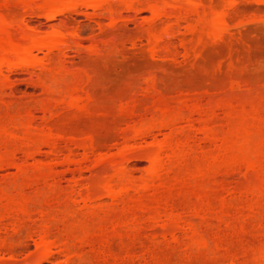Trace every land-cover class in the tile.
Here are the masks:
<instances>
[{
  "label": "rangeland",
  "instance_id": "rangeland-1",
  "mask_svg": "<svg viewBox=\"0 0 264 264\" xmlns=\"http://www.w3.org/2000/svg\"><path fill=\"white\" fill-rule=\"evenodd\" d=\"M40 1L42 2V0H37V3L36 2L35 3L38 4V2L40 3ZM116 1L114 0V3ZM140 1L141 0H139V2ZM238 1L241 2V4L238 3ZM135 2L136 0L133 1V3ZM116 3L117 5H119L118 1ZM141 3H139V5ZM237 3H238L237 6L239 8L238 7L236 8V6L235 8L237 9L236 11H238L237 14L239 13L238 14L239 17L235 16L236 13L234 11L230 12L229 10L230 14L234 13L233 15L235 17L233 16L234 17L233 21L236 18L237 19L234 21L235 23H233L231 19V24L229 25L232 27L228 25L229 26V28L227 29L228 32L226 31V29L224 30L226 32H223V33L221 32L223 36L222 35L220 36L222 38L224 37L227 38V39L225 38L221 39L224 42L223 41L220 42L219 41L220 39H218V37L213 38L214 40L218 39L216 41V43L218 44L211 43L212 42L211 37H210L211 38L210 42L206 39H205L206 41L204 42L202 39H201V42H197L195 40L196 43H193V44L199 43L198 48L200 49L199 50L195 48L196 49L195 50L194 47L196 45L193 47L190 43L192 40L191 38L193 37H189V34L185 32V29L183 27L185 26L184 25L185 23L182 24L183 22H181L180 26L177 29L176 34L179 33V35H177L178 37L181 36L182 34L183 35L186 34L184 35V37L182 36V39L184 40L187 37L188 40L186 39V44L184 45L186 47L187 46L189 47V44L187 43H190L191 45L189 48L190 51L188 52V48L186 50L184 49V47L183 49L180 48L182 46H180V43L178 42L180 41L181 37L178 38L176 35H174L173 36L174 39L172 38V36L167 38V40L171 39L170 41L169 40L168 41L171 42L172 44H170L169 42L168 43L171 48L170 53L172 51V53L174 54L171 53V56L167 55L168 57H166L164 51L161 52L162 50L160 51L158 49L160 54L157 51L156 54L158 55L154 53L152 55V58H150L151 55L148 54L147 52L146 46L148 45L145 40L146 38L144 39L143 38L144 36H141V35H144L145 33L142 34L143 33L142 31L140 35L141 26L144 25L145 27L147 23L149 25L148 20L151 21V15H150L151 13L149 14L146 9H145L146 11L141 10V8L143 7H139L140 9H137V11H131L132 12L131 13L130 10L129 11L126 10L127 12L121 11L122 8L121 10H119L120 8L118 7H122L120 5L116 6L117 15L118 14L119 15L115 16L117 18L115 22H114V18L113 20H111V18L109 19L106 17V12L103 11L104 9L102 10V8L100 9L103 11V13L102 11H100L101 13L100 14L99 12H97V9L94 12V10L90 8H84L82 6L78 8V6H76L77 7L75 8L76 10L64 12L63 14L56 16L52 20H48L47 18H45V14H42L40 10H35V8L33 10V8L30 7L32 8L33 11L31 10L30 12H28L29 11L28 7L26 8L28 9V11L23 10L25 7L22 9L19 6L20 7L19 8L17 3H16L17 4L16 8L13 6L15 8V11H13L14 10L13 8V10L10 9L12 12H8L9 7H7L8 10L5 8L7 11L4 10L3 14L6 15L8 13L9 16L7 14L6 17L8 16V19L10 20L12 17H16L18 14H20L17 16L18 18L16 17L18 20L16 19L14 20V22L15 21L18 22L19 16H23L22 17L23 22L19 23L20 24L19 26L21 28L20 32L22 33L24 31L29 32L30 31L29 27H30L31 29H35L39 33L46 34L51 31L52 27L63 26V27H66V30L68 31L71 30L72 32L73 30V32L78 33L77 35L79 36V38L78 37L76 38L77 35L74 37L77 41L78 39H79V42L81 41L80 45L82 44V46L74 47L73 44L71 45V42L70 43L68 42L70 46L68 45V43L65 46H62V47H66V46L67 47L63 48V51H62L63 54L61 53L63 57L59 55L60 56L59 58L62 61L61 62L62 64H60V62L58 61L59 64L57 65L61 66V71L62 70L63 71L61 72L60 69H58V67L56 66L58 69V72H60L58 74L59 76L57 77L54 76L57 74H54V75L52 74L50 76L49 69L52 68L51 59L56 60L55 58H57V60H59L57 57L58 55H55L56 57L52 55L53 58L50 57V61H49L48 59L49 57L48 58L45 57V53H44L45 51L34 52V56L32 57L33 65H31V67H27V71L24 69L21 71L19 70V72L17 71V73L11 72L12 74H9L8 72L9 74V75L7 74L8 81L7 80L6 81L8 82L9 86L5 81L6 76H4L5 79L0 76V78L4 80V82L2 83L0 82V85H1L0 86V125H4L6 126V128H8V130H12L13 133L17 134L16 136H19L20 138L22 137V140H20L19 138V140L17 139V141L10 138V140H14V142H10L8 137H6L9 140V142L7 141L6 143L7 149L8 150L15 149L16 151V152L13 151L16 156L15 162L18 164L22 163L21 165H23V167L28 170H31L33 166L39 163L42 165L44 164L46 166L47 164L53 165V162H54L53 160L55 161L57 160L61 162L60 161L62 160L61 156L62 158H64L63 154L59 153L56 159L55 157L52 159L48 151L49 149L46 146L41 145L40 144L41 142L38 139L39 136L42 135L41 133H43V135H47L48 134L47 132L49 129H51L49 130L51 131L50 134L51 133L52 135L57 134L56 136L54 135V137H58V135H61V137H63L65 133L63 140H66V141H63L61 137L58 140L60 142V146L62 147L64 146V144H66L69 147L74 148L75 154H74V157L71 156L70 160L71 159L73 160L74 158L75 160L76 159L78 160V161L76 160L77 162H79L78 165H77V162H73L76 164L72 163V165L71 163L69 165L66 162L67 166H65V164L63 163L65 167L60 164H58L59 166L56 165L57 167L55 166L56 167L55 174H53L51 179L50 178L49 180L47 179L46 183L47 182L51 183V181L53 180L52 184L55 183L57 187L60 186L62 187V189L64 186L66 187V188L64 187L63 189L65 192L62 191L66 194L63 193L61 195L56 194V192H53L55 194H51L47 192L45 190L46 186L45 187L42 186L46 184V183L42 184L43 182H45L43 181L45 179H43L41 182L38 181L39 179H37L38 181V183H36L37 189H36L35 184H34L35 187L34 185H30L31 187L28 188V186H26L27 187L26 188L24 186L25 189L23 187L21 190L13 189V186L10 185V184L13 185V183L10 182L9 184V181L15 178L17 179V177L19 176L17 175L19 173L17 172L16 168L9 167V168L0 170V186H1L0 191L5 190L6 192L3 194H6L7 196V194L10 193L12 197L14 196L16 198V201L18 198L15 195L17 194H18V197H20L19 201L21 198H23L24 195L25 197L26 196L28 198L30 197L29 199L28 198L26 199V201L30 200L28 201L30 202L28 204L30 206L29 208L27 207L29 210L28 211L29 213L27 212L26 213L27 215L24 214L26 216L23 215V218H20V216H18V220L22 219L21 227H20V230H18L19 232L17 231V233H15L14 236L11 235L12 238L6 237L5 235L9 236V233L12 234V229L15 228V226L18 224L16 223L17 221L16 217L15 218L12 216L8 217L11 219L4 218L3 221L0 222V237L11 239V240L8 239L10 242L7 240L8 243H10L11 245V247L10 245L8 246L10 247V249L6 248L7 251H4L3 253L0 254V259L3 260V263L8 261V258L10 255L14 257L15 262L17 264H22L23 261H25V259H28V258L33 259L32 256H34L33 254L35 253L34 251L36 250L34 241L37 242V239H38L37 231H36L37 228L35 229L34 226H36L35 224L38 225L42 221V219H44L45 221L46 219L49 218V216H51L52 219L49 218L46 222L49 221L50 223H52V224H49L50 231L52 232L51 233L52 235L50 238L53 239L54 237H57L58 238V239L56 238L57 241L64 239L65 232L68 235L71 234V232L76 233L77 235H80L82 231L83 232L84 230L89 231L90 229L96 228L97 226L100 227V225L104 227L107 232L108 231L112 232L114 229H115L114 231L118 230L119 232H122L121 230L127 231L132 228L133 229L140 228L139 230L140 236L138 237L137 235L138 239L136 241L138 245L139 243L143 245L142 247H139L136 245L137 247L133 252L137 255L138 261L141 264H143L142 259H145L146 262L148 261L150 264H153L152 262H154L155 264L157 260H159V262H156L157 264H229L230 262L234 264H264V204L259 205V208H254V205L256 204L250 203L251 201H247V197L249 193H247L248 194L247 196L245 194L246 191L248 190L250 191L251 186L253 185L256 186V184L260 183L261 179L264 180V163L263 162H262L263 163L262 166H260L259 168V170H261L260 172H253L251 170L250 172L247 170H243L242 164H240V166H232V165L230 166V164L224 165L223 163H221V165H218L215 163V165L210 167L209 173L206 172L207 174L205 173H204L205 175L203 174L204 176L203 175L202 177L201 175L196 176V177L194 176L196 179L193 178V176L191 177L192 179H195V180H191L189 176H184L183 173L180 174L179 176L180 178H178V181L172 180L168 177L166 182L169 183V185H174L173 190H171V194H172V199L174 198L173 201L175 200L176 201L173 202L174 205H172V209L171 207L167 208L165 209V211L159 212L160 214L159 213L158 214L156 213L143 214L142 212L138 213V211L136 210H134L135 213H133V211L130 212L131 210L127 212L128 210L125 211L127 208L125 206L126 203L123 205L122 203H120L121 205L119 204L121 200H119L117 204H115L116 201L115 203L113 202L114 205H112L111 207L112 199L109 197L110 199L109 200L108 197H106L107 195H105L101 197L102 199L101 203L103 204H101L102 207L100 208H102L101 210H103V212H106L107 210L108 212L110 211L109 214H107L108 213L107 212V213H104L106 214L104 215L100 211L101 213L99 212L96 216L90 215L88 217V215H86L87 211L86 213L84 212L86 208H82L81 198L77 195L80 192V190L84 191V188L88 186L87 183L92 178H93V181H94V178L96 177L97 179L95 180H98L101 177L103 178V176L107 175L109 172H111L108 168L110 167L109 163H107L108 165L104 164L106 167L104 165H99V166L97 165L98 167L95 165L94 161H95L96 156L99 157L98 155L99 153L100 155L104 154V156L108 155L111 157L112 156L116 157L118 151L119 150L122 151L121 148H123L124 143H126L124 147L125 148L124 151H125L127 149L126 147H129L127 146V142L125 141V139H128L130 137V134L133 133V132L131 133V130H130V132L127 131L128 133L126 134L125 130L127 129L129 130V128L131 129V125L137 126V123H139L138 127L141 126L142 124L148 125L150 123L149 120H151V123H152V119L156 118L155 116H157V120H158V118L160 117L159 113L162 110L164 111V109L165 111H167L169 108L173 109V107H177L178 105L183 106L182 105L183 103H186V105L189 104L190 106L191 101L192 103L200 104L201 108L199 107V105H197L198 108H200V110L201 109L205 110L206 108V110H208L207 113L210 112V108H211L212 109L211 112L215 111L213 113L216 114V118L214 119L215 122L211 121L213 123H211L212 125L210 124V126L214 130H217L220 134H227L230 128L233 125L235 126L234 124L235 122L233 123L232 121H230L231 119H229V121L233 123L232 125L228 121V119H226V116L223 114V112L224 113L226 112V111H223V108H226L222 106L224 103L227 104V101H229V104H230L231 102L232 107H234L233 108L234 112H232V115L234 114L236 118L240 117L241 113L243 112V110L241 112L242 104H244V106L247 107V108L244 107L245 109L249 110L251 105H253L255 108V106H257L256 104L258 103V98L259 99L261 98V100L263 99V103L261 102L258 105L260 104L264 105V22H263L264 21V0H242V1L237 0ZM0 4L3 5L2 3ZM120 4L122 5L124 3L122 2ZM137 4L138 3H136L134 6H136ZM10 5L12 7V4ZM39 5H41V3L36 6L34 5V6L38 7ZM115 5L116 4H114L113 6L114 8H115ZM141 5H145V2H143V4ZM124 7L125 6H123V8ZM235 8H232V10H234ZM3 9L0 10V13L3 12ZM25 12H28V13L26 14ZM93 12L95 14L97 12V15H99V18L98 16L93 15ZM133 12L135 16L132 15ZM160 19H163V18H160ZM108 20L114 22L113 25H115V28L112 27V24H111L112 22L110 23V21ZM163 20L165 21L167 19L164 18ZM95 21L98 23L100 21L101 24L99 23L100 24L98 25L99 27L97 26ZM157 21L158 19H156V21L153 19L151 22L157 23ZM160 22L162 23L163 21L162 20L158 21V23ZM144 23H146V25ZM228 23H230V20ZM25 24L27 27H24ZM110 24H111V27L109 26ZM161 26L162 25H160V27ZM144 27L142 26L143 30H144ZM14 31H11L12 37L13 35L15 37V35L17 34L16 32H19V31H15V33H13ZM224 34H226V36ZM17 36L18 35H16V37ZM15 39L17 40V38ZM72 39L74 38L69 37V41H71ZM17 42H22V40H18ZM205 42H209V44L207 43L206 45L204 44ZM171 46L175 48H172ZM62 47L59 48L60 51L62 50L61 49ZM75 48L76 49L78 48V49L76 50ZM193 49L194 51H191ZM92 50L94 51L93 53H92ZM184 50L188 53V54L185 53L187 54V57L186 55L184 56ZM197 50L198 52L196 53L195 51ZM59 52L55 51L52 53L60 54ZM189 55L191 56V58H188ZM57 60L55 62V65L57 63ZM1 63L2 62H0V75L1 74L6 75L7 67L5 68L4 65L1 66ZM83 71L86 72V75L84 74L85 72ZM154 74H155L156 79L154 78ZM150 78H152L153 80L154 79L156 80L157 84L155 81L153 82V86L155 83L156 89L154 87L152 89L150 82L148 83V81H150L148 79ZM38 80L40 82L39 85L33 84V82L36 83V81L38 82ZM77 82H79L78 84H81L82 89L79 88V85L77 84ZM41 83L42 84L44 83L45 87L46 85L50 86L51 89L48 88V86L47 88L49 90L46 89L48 92L49 91L51 92L50 94H48V92H46L45 89L42 88L43 86L39 87L40 85H42ZM73 85L74 86L77 85L79 90H77L78 88L76 90L78 92L74 90V88L76 87H74ZM149 88L153 90V93L150 92L151 90ZM67 90L70 93H68ZM73 90L77 94L84 97L83 98L80 96L84 101L82 102V99H81L82 104L80 102L79 103L81 105L79 103L78 104L79 106H83V107L84 105H86L85 110L82 107L81 109L83 111L78 112L80 107H78V109H75V108L72 109V106L70 107L69 104H68L69 106L66 104L67 103L66 99L68 95L69 94L71 95V93L74 94V92H71ZM154 90L155 91L157 90L160 92L157 93ZM84 94H86L89 99L86 98L87 96ZM150 94L151 95L153 94V95L150 96ZM187 98L191 100L189 99L186 100ZM68 100H69V97H68ZM55 101L57 102L59 101L58 102L59 104ZM256 101L257 103L254 105ZM181 102L183 103L181 104ZM46 103H49V105L53 107L52 110H51V107L48 108L50 112L43 111V108L46 107L45 105H47ZM53 104L54 106H52ZM220 104L222 107L219 106ZM132 106H136V109L134 110ZM131 108H133L132 110H134L136 113L133 112L134 114L131 115L132 117H129L130 115H128L127 117V113L132 112ZM230 109L231 108L229 107L227 110H230ZM186 110L187 108L184 109L185 112ZM191 110H193V108H191ZM262 110H264V108H262ZM26 111L27 112L29 111L32 116H28L29 112L26 114ZM247 112L248 111H246V113ZM262 112H260V114H262ZM119 114H122V115H119ZM190 114L191 116H193L195 113L191 112ZM215 114L213 115L214 117H215ZM186 115H188L187 112H186ZM234 115L232 117H234ZM242 115L244 116L248 114L243 113ZM119 116L120 117L123 116V117L120 118ZM199 116L200 114L196 113L192 117L193 119H191L190 115L188 117H190L191 121L196 119V121H193V122H197V121L199 122L200 119L197 120V117ZM9 117H13L14 120H11L12 118H9ZM30 117L32 119H30ZM27 120L28 121L30 120L28 122L29 125L31 123L30 126L28 125L29 127H26L27 125H23L25 123L27 124ZM248 121H251V119H249V116L246 117V122ZM184 122L185 121L183 122L181 121L179 122V124L178 123L177 124L180 125V127H182L181 125L188 124L190 121L189 122L187 121L186 123ZM239 122L241 123L243 121H239ZM192 123L189 125H192ZM46 124L48 125V129H47ZM193 125H194L193 127H196L198 125L197 129L198 127H200L199 126L200 123L199 124L197 123L196 126L193 123ZM180 127L178 126L176 128L179 129ZM189 127L190 126L185 127V128H189ZM2 128L5 129L4 127ZM8 130L7 132H10ZM39 133L40 135L36 136ZM68 133L73 134V135H70V137H67L69 136ZM124 133L126 134L125 136H123ZM152 133L155 135H152V137L150 136L146 138L147 140L141 139L140 141V139H138L139 140L138 141L136 139L132 141L134 143L136 142V144L138 145L140 144L141 145L139 146L140 148H138V145H136L137 147H134L135 150L138 151V153L135 152V155L137 157L133 153L134 148H132L133 151L131 149L130 152L132 153L129 154L128 156L132 154L133 155L130 156V160L128 161L129 164L127 162L125 163V161L127 160H124V161L121 160L122 161L121 162L116 157L117 160H119L122 164H125L127 168L130 169L129 171H131L134 177L133 179L135 178L138 179L139 177L141 178L142 175L144 176L143 173H145V170H147L146 167L148 164H147V161H145V158L143 159L142 157V155L145 154V153H142V148H144L146 145L148 146V144L151 141H153L155 138L159 139L158 141H160V139H162L166 135V133L168 134V129H160V130L155 129L152 131ZM89 134H92V136L95 139V141L93 139V142H96V144L94 143L93 146L95 145L96 148L94 147L93 148L96 151L87 153L89 157L87 156L86 158L83 159V154H85L83 150L81 148L79 149L77 147H74L76 146L75 143L72 146V143L74 141H77V144L79 143L81 144L83 140L85 139L83 137H87V135L89 136ZM194 135L196 139L194 137L195 140H193L192 142L195 141L194 143H196L198 141L197 145L191 144V147H189L191 149H188L190 151L186 149V152H187L186 156L184 155V157L181 158L183 159L182 161L180 159L181 163L179 161V163L182 164L181 166L187 165L191 172H195L194 162L195 164L200 162V164L204 165L206 158L208 157L210 158L211 156L215 155V153H217V149H218L217 147L219 145L218 142H215L216 143V144L214 143L215 145L214 144L212 145L211 143L209 145L208 142L206 143V141L203 142V139H201L203 136H202V133L200 132L199 133L195 132ZM73 136H76L77 138ZM68 138L75 139V140L71 141V140H68ZM130 141H131V137H130ZM132 142L131 144L130 142L128 144L132 145ZM2 144H5V143L2 142ZM36 144H38L39 146L38 148L40 150L39 153L35 155L33 159L31 158L29 159V157L25 159V156L23 157L24 153L22 152L24 148L28 146L29 148L28 150H30V147L31 149H33L32 145L36 146ZM24 145H27V146L24 147ZM98 145L100 147H98ZM20 147H24L23 150L22 148L20 149ZM262 148L260 149L263 150ZM1 149L3 148L0 147V151ZM140 149H141V152H139ZM98 150H99V153H98ZM3 152L5 153V150ZM24 152L26 153V150ZM128 152L129 151H127L126 153ZM125 156L129 158L127 154ZM204 157H206L205 160L202 159ZM79 166L82 167V169L80 168L82 174L78 175L77 173L79 172H77V170H75L74 168L75 167L79 168ZM94 166H96V168ZM88 169L89 170L92 169L91 172ZM68 170L76 171L77 173L72 172L71 174V172ZM97 173L100 175V178H98L99 176ZM17 181H22V179L19 180L18 178ZM261 183H262V180H261ZM29 184H31V182ZM221 184L223 185L221 186L222 189L225 188L224 190L220 189ZM73 186H75L74 188L76 190L73 188ZM236 186L237 187L239 186L240 188L239 187L237 188ZM68 188L70 190L71 188L74 190V192L72 193V196H70L71 194L69 192L67 194ZM159 189L156 191L158 194H160L159 192L164 193V189L163 190H161V188ZM238 189H242L243 193L241 190H238ZM14 190L17 191V193H15ZM114 190L116 191V189ZM244 190L246 191L244 192ZM58 191H61V188ZM82 191L80 192V194L83 193ZM238 191L241 192L242 195H245L246 198L243 196H240V193ZM20 193L21 195L23 194V196H20ZM73 194L75 196H73ZM164 194H166V192ZM173 194L175 195L173 196ZM68 195L71 198L76 197L74 199L75 200L77 199L76 203L78 204L72 202L73 205L68 204V203H67L68 205H66L64 203L66 206H63L61 204L63 202L62 199H65ZM31 196L32 197L35 196L33 197L35 202H33L34 200L31 199L32 198ZM77 196L79 198H77ZM119 196L121 197V195ZM127 196H130V195L128 194ZM148 196L151 200V197L153 196L152 192L147 191V193L144 194V199L147 198L148 199L147 201H149ZM46 197L48 198V200L49 199L50 200L48 201ZM58 197L62 202L58 204L54 200L55 201L54 203V201L52 200L54 198L56 200H59ZM4 198L6 197H4L3 195V200ZM8 198L10 199L11 197H8ZM117 198L119 199V197H116L114 200H116ZM127 198L128 197L126 198L124 197V201L128 200ZM129 198H132V196ZM176 198L180 200V202L179 201L177 202ZM201 198L202 199L208 198V200L209 199L211 200L210 202L211 204H209L210 207H207L209 208V210L211 208L210 211L207 210L205 206H203L204 202H202L203 204L195 203L197 200H198L197 202H199ZM222 198L223 200L227 201L226 206H229V208L228 207L226 208V206L224 205L222 206V204L219 205V202L220 200H222ZM237 198H240V199L237 200ZM0 199H2L1 196H0ZM248 199L251 200L250 197ZM3 200H0V205L2 204L1 205L2 208L5 207L4 206L5 202L7 203L8 201L7 200L4 202ZM189 200L191 203L189 202ZM263 200H264V197H263ZM248 202L250 204H247ZM258 203H260V201ZM251 204H253V206ZM87 205L90 206L89 203ZM108 207L110 208L108 209ZM133 207H130V209ZM121 209L123 211H121ZM168 209L171 211H169ZM224 211L226 213L221 214L222 212L224 213ZM42 212H44L45 214ZM101 214L103 215L102 219L100 218ZM14 215L17 216V214H13V216ZM12 218L15 219L14 222L12 221ZM55 220L56 222H52ZM171 221L175 222L176 230L173 232H165L166 230L164 231L163 226L165 224L167 225ZM195 229H196L195 231L196 235L193 234L194 232L193 230ZM197 236H199L198 240H197ZM67 237L68 236H66L65 238ZM189 240L193 242H197V243H193V242L189 243L188 242ZM201 241H203L204 243L206 242L208 247L207 249H204L206 251L201 250V252H198V249L195 250L196 248L194 244L197 245L198 243H201ZM62 242H58V244ZM58 244L56 243V245ZM112 246H113L112 247L113 256H117L118 254L121 253L119 252L120 251L119 245L116 241L113 243ZM147 250L148 251L152 250L155 253H153L152 251L148 252ZM88 252L89 251H87L86 253ZM149 253L150 255L152 254L155 255L154 256L155 258L157 256L156 260H154L155 258H153L154 261L150 260L151 256H149ZM94 254L92 252L91 253L89 252L88 256L86 257L87 259H85L83 263L93 264L95 261H97L98 259L96 260V256L98 258V255L97 254L94 255ZM218 255H220L221 258ZM158 256L160 258H158ZM217 256L220 261L219 260L214 261L215 258L217 259ZM63 258L64 257L60 256L58 260L63 261L64 260ZM208 258L212 259L213 263H211L210 260H207ZM32 259L26 260V261L30 262L32 261ZM136 262L135 264H137ZM94 264H96V262Z\"/></svg>",
  "mask_w": 264,
  "mask_h": 264
},
{
  "label": "bare ground",
  "instance_id": "bare-ground-1",
  "mask_svg": "<svg viewBox=\"0 0 264 264\" xmlns=\"http://www.w3.org/2000/svg\"><path fill=\"white\" fill-rule=\"evenodd\" d=\"M10 1V2H9ZM111 1V2H110ZM116 1V0H115ZM118 1V4L120 5V6H122V7H118V8H120L119 10H121V8H122V10L121 11H126V10H130V12L131 11H137V9H140L139 7H143V8H141V10H147V12L151 15V21L154 19L155 21H156V19H158V21H163L162 23L160 22V23H158V21H157V23L156 22H151L150 20H148V22H149V25H148V23H147V25H146V23H144L146 26V28L144 27V25H142L143 27H144V30L142 29V26H141V31H140V35H141V33H142V31H143V33L142 34H144V35H141V36H144L143 38L146 40V43H147V45L148 46H146L147 47V52H148V54H150L151 55V57L150 58H152V55L155 53L156 54V52L158 51V53L160 54V52H159V50L161 51V52H163L164 51V53H165V55H166V57H168L169 55L171 56V53H172V51H171V53H170V45H169V43L170 44H172L171 42H169L168 40H167V38H169V37H171L172 36V38L174 39V35H179V33L178 34H176L177 33V29H178V27L180 26V24H181V22H183L182 24H184L185 26H183L184 27V29H185V32L187 33V34H189V37H193V38H191L190 40H191V45L194 47L195 45V47H194V49L195 48H197V49H199L198 47H199V43L198 44H193V43H196V41L197 42H201V39L203 40V42L204 41H206V40H208L209 42L211 41V38H212V42L211 43H216V41L218 40V39H220L219 41L220 42H222L223 40H221V39H224V38H222L220 35H222L221 34V32L223 33V32H226L227 31V29L229 28V24H231V19H232V21H233V18L235 17V16H238L239 17V13L237 14V12L238 11H236L237 9V5H238V3H240L241 4V2H239L238 1V3H237V0H141L140 2H139V0H136V2L135 3H133V1H135V0H130V1H128V0H117ZM116 1V2H117ZM124 3V4H120V3H122V2ZM218 1H220V2H218ZM242 1V0H241ZM4 2V3H3ZM14 2V3H13ZM37 3V0H0V3H2L3 5H1L0 4V10L1 9H3V12H1L0 13V62H2L1 63V66L2 65H4V67L6 68L7 67V69H6V71H7V73H6V75L4 74H1L0 76L1 77H3L4 79H5V77L4 76H6V79H5V81L8 79L7 78V74H8V72H9V74H12V73H17V71L19 72V70L21 71V70H26L27 71V67H31V65H33L32 63V57L34 56V52H40V51H45L44 53H45V57H49L48 59H49V61H50V57H52L53 58V56L54 57H56L55 55H58L57 57H58V59L59 60H57V58H55L56 60H57V63H56V65H55V62H56V60H54V59H51V61H52V63H51V66H52V68L51 69H49V72H50V76L53 74H57V75H54V76H59L58 74L60 73V72H58V69H60V71H61V66H58L57 64H59V62H60V64H62L61 62V60H60V56L61 57H63V48H66V47H62V46H65L68 42L70 43L71 42V45L73 44L74 45V47H79V46H82V44L80 45V42H79V39H78V41L75 39V37L74 36H76L78 33L76 32H73V30H72V32H71V30L70 31H68V30H66V27H63V26H57V27H52V29H51V31L50 32H48V33H46V34H42V33H39V32H37L35 29H31L30 27H29V32H25L24 30V32L22 33V32H20L21 31V28H20V22H23V16H19V21L17 22V21H15L14 22V20H16L18 17V15H20V14H16L17 16V18L16 17H12V18H14V19H12L11 18V20L10 19H8V16H9V14H8V16L6 17V15H4L3 13H4V10H8V8L7 7H9V10H8V12H12L11 10H13V8L15 7L16 8V6H17V4H18V7L20 6L23 10H27L28 11V9H26L27 7L29 8V11L28 12H30L31 10H32V8H33V10H34V8H35V10H40L41 12H42V14H45V18H47L48 20H52V19H54L56 16H58V15H61V14H63L64 12H68V11H73V10H76L75 8H77L76 6H78V8L79 7H84V8H90V9H92V10H94V12H95V10L97 9V12H99L100 13V11H102L103 9V11H105L106 12V17L107 18H111V20H113V18H114V22H115V20L117 19L115 16H118L117 15V7L116 6H119V5H117V3L115 2L114 3V0H42V2L40 1V3H41V5H39L38 7H35L36 5H38V4H40L39 2H38V4H36ZM133 3V5H132V3ZM142 2V3H141ZM143 2H145V5H141V4H143ZM205 2V3H204ZM209 2V3H208ZM17 3V4H16ZM114 3V4H116L115 5V8L113 7L114 6V4L112 5V4ZM136 3H138L136 6H134ZM139 3H141L140 5H139ZM10 4H12V7H11V5ZM21 4H22V6H21ZM239 4V5H240ZM33 5V6H32ZM35 5V6H34ZM14 6V7H13ZM123 6H125L124 8H123ZM235 6H236V8H235ZM3 7V8H2ZM19 7V8H20ZM30 7H32V8H30ZM6 8V9H5ZM15 8H14V10L13 11H15ZM36 8H38V9H36ZM100 8H102V10L100 9ZM232 8H235L234 10H232ZM239 8V7H238ZM11 9V10H10ZM21 9V10H22ZM100 9V10H99ZM124 9V10H123ZM6 10V11H7ZM32 10V11H33ZM43 10V11H42ZM99 10V11H98ZM145 10V11H146ZM229 10H230V12H235L236 14H235V16L231 13L230 14V12H229ZM103 11H102V13H103ZM120 11V12H121ZM28 12H25L26 14L28 13ZM93 12V15H96V16H98V18H99V15H97V12H96V14ZM104 12V13H105ZM119 12V11H118ZM127 12V11H126ZM15 13V12H14ZM13 13V14H14ZM129 13V12H128ZM132 13V12H131ZM101 14V13H100ZM116 14V15H115ZM121 14V13H120ZM137 14V13H136ZM230 14V15H229ZM4 15V16H3ZM11 15V14H10ZM103 15V14H102ZM105 15V14H104ZM132 15H134V12H133V14ZM95 16V17H96ZM101 16V15H100ZM109 16V17H108ZM135 16V15H134ZM137 16V15H136ZM230 16H232V17H230ZM234 16V17H233ZM102 17V16H101ZM152 17H153V19H152ZM97 18V17H96ZM97 18V19H98ZM106 18V19H107ZM135 18V17H134ZM160 18H165V19H167V20H163V19H160ZM242 18V17H241ZM237 19V18H236ZM235 19V20H236ZM239 19V18H238ZM18 20V19H17ZM25 20V19H24ZM118 20H120V19H118ZM229 20H230V23H228L229 22ZM234 20V21H235ZM240 20V19H239ZM108 21H110V20H108ZM167 21V22H166ZM233 21V23H235ZM238 21V20H237ZM236 21V22H237ZM112 21H110V23H111ZM114 22H112L111 24H112V27L113 28H115V25H113V23ZM165 22V23H164ZM240 22V21H239ZM264 22V21H263ZM95 23L97 24V26L98 25H100L101 23H100V21H99V23L98 22H96L95 21ZM154 23V24H153ZM111 24L109 25L110 27H111ZM156 24H157V26H156ZM239 24H241V23H239ZM159 25V26H158ZM160 25H162L161 27H160ZM229 25V26H228ZM236 26V25H235ZM14 27H16V28H14ZM24 27H27L26 26V24L24 25ZM99 27V26H98ZM116 27H117V25H116ZM160 27V28H159ZM230 27H232V26H230ZM237 27V26H236ZM11 29H13V30H11ZM16 29V30H15ZM20 29V30H19ZM100 29H101V27H100ZM112 29V28H111ZM139 29V30H140ZM226 29V31H224ZM19 31V32H16L17 34L16 35H18L17 37H16V35H15V37H14V35H13V37H14V39L15 38H17V40L15 41L14 39H13V37L11 36V31ZM77 30V29H76ZM76 30H74V31H76ZM230 30V29H229ZM15 31L13 32V33H15ZM182 32V31H181ZM184 32V33H185ZM228 32V31H227ZM227 34V33H226ZM226 34H224L225 36H226ZM20 35V36H19ZM181 35V34H180ZM184 35H186V34H184ZM184 35L182 34L181 36H179V37H181L180 38V41L178 42V43H180V46H182V47H180V48H182L183 49V47H184V49L186 50L187 48H188V52L190 51V43H187V44H189V47L187 46H185L184 44H186V39H187V37H186V39H182V36L184 37ZM192 35V36H191ZM176 36H175V38H176ZM206 36V37H205ZM220 36V37H219ZM223 36V35H222ZM69 37L70 38H74V39H72L71 41H69ZM79 38V36L77 35L76 36V38ZM178 37V36H177ZM178 37V38H179ZM211 37V38H210ZM216 38V37H218V39H213V38ZM19 38V39H18ZM140 38V37H139ZM142 38V37H141ZM195 38V39H194ZM208 38V39H207ZM206 39V40H205ZM225 39H227V38H225ZM18 40H22V42H17ZM188 40V39H187ZM196 40V41H195ZM214 40V41H213ZM183 41H185V42H183ZM195 41V42H194ZM226 41V40H225ZM167 42V43H166ZM169 42V43H168ZM173 42V41H172ZM188 42V41H187ZM209 42H205L204 44H206L207 45V43L209 44ZM224 42V41H223ZM69 43H68V45H69ZM92 43H94V42H92ZM163 43V44H162ZM210 43V44H211ZM162 44V45H161ZM174 44V43H173ZM216 44H218V43H216ZM96 45V44H95ZM175 45V44H174ZM70 46V45H69ZM60 47H62L61 49V51H60ZM172 48H175V47H173V46H171ZM186 47V48H185ZM74 49V48H73ZM76 49V48H75ZM78 49V48H77ZM76 49V50H77ZM96 49V48H95ZM159 49V50H158ZM194 49L193 50H191V51H194ZM60 52H59V51ZM174 50V49H173ZM184 50V56L186 55V57H187V52ZM196 50V49H195ZM200 50V49H199ZM59 52L60 54H53L52 52ZM90 52V51H89ZM94 51L92 50V53H93ZM100 52V51H99ZM196 53L198 52V50L197 51H195ZM62 53V54H61ZM91 53V54H92ZM163 53V54H164ZM168 53H170V54H168ZM185 53H187V54H185ZM191 53V52H190ZM189 53V54H190ZM192 53H194V52H192ZM99 54V53H98ZM172 54H174V53H172ZM53 55V56H52ZM60 55V56H59ZM156 55H158V54H156ZM164 55V56H165ZM168 55V56H167ZM193 56V55H192ZM188 58H191V56L189 55V57ZM193 58H195V57H193ZM59 61V62H58ZM7 64V65H6ZM6 65V66H5ZM58 67V69H57V67ZM63 71V70H62ZM61 71V72H62ZM66 71V70H65ZM12 72V73H11ZM83 72H85V71H83ZM8 74V75H9ZM85 75H86V72L84 73ZM152 74V73H151ZM48 75V74H47ZM65 75V74H64ZM63 75V76H64ZM153 75V74H152ZM148 76V75H147ZM150 77H151V75H150ZM53 78V77H52ZM64 78V77H63ZM153 78V77H152ZM152 78H150V79H148V80H150V81H148V83L150 82V84H151V88L153 89V87L155 88L156 87V85H155V83H154V86H153V82L155 81L156 82V78H155V74H154V80L152 79ZM1 80H3L2 78H0ZM49 79H51V78H49ZM0 80V82L2 83V82H4V80L3 81H1ZM8 81V80H7ZM6 81V83L8 84V82ZM152 81V82H151ZM38 82H39V80H38ZM37 81H36V83H34L33 82V84H35V85H39L40 84V82L38 83ZM46 82V81H45ZM47 83V82H46ZM79 82H77V84H78ZM42 84V83H41ZM48 84V83H47ZM156 84H157V82H156ZM79 85V88L80 89H82L81 87V84H78ZM82 85H83V83H82ZM147 85V84H146ZM1 86V85H0ZM8 86H9V84H8ZM43 86V87H42ZM47 86L48 85H46V87H45V85H44V83L42 84V85H40L39 87H42V88H44L45 89V91L46 92H48L46 89H48V88H50V86H48V88H47ZM74 86V85H73ZM150 86V85H149ZM3 87H4V85H3ZM3 87H1V88H3ZM74 87H76V88H74ZM73 88H74V90H76L78 87H77V85H75ZM79 88L77 89V90H79ZM158 88V87H157ZM51 89V88H50ZM71 89V88H70ZM150 89V88H149ZM152 89H150L151 91V93H153V90ZM156 89V88H155ZM49 90V89H48ZM74 90L73 91H71V92H74ZM76 90V92H78ZM81 91V90H80ZM155 91V90H154ZM67 92H68V90H67ZM76 92H74V94L73 93H71V95L69 96L68 95V97H69V100H68V97H67V103H66V101H65V103L68 105H70V107L72 106V109L73 108H75V109H78V107H80L79 108V110H78V112H80V111H83L81 108L83 107V106H79V104L81 103V97H83V96H81V95H79V94H77ZM155 92H160V91H155ZM51 92L49 91L48 92V94H50ZM68 93H70V92H68ZM58 94V93H57ZM78 96H77V95ZM87 94V93H86ZM86 94H84V95H86ZM147 94V93H146ZM73 95V96H72ZM74 95H76V96H74ZM148 95V94H147ZM153 95V94H152ZM151 94H150V96H152ZM50 96V95H49ZM52 96V95H51ZM81 96V97H80ZM87 96V95H86ZM53 97V96H52ZM84 98V97H83ZM86 98H88V96L86 97ZM146 98V97H145ZM263 98V97H262ZM48 99V98H47ZM89 99V98H88ZM181 99V98H180ZM189 98H187L186 100H188ZM49 100V99H48ZM62 100V99H61ZM183 100V99H182ZM189 100H191V99H189ZM46 101V100H45ZM51 101V100H50ZM63 101V100H62ZM84 100L82 99V102H83ZM184 101V100H183ZM260 101V102H259ZM55 102H57V101H55ZM54 102V103H55ZM59 102V101H58ZM57 102V103H58ZM80 102V103H79ZM194 102V101H193ZM224 102H226V101H224ZM263 103V99L261 100V98L259 99L258 98V103H257V101L254 103V105L256 104L257 106H255V108H254V106L253 105H251V107H250V109L248 110V109H245V108H247V107H245L244 106V104H242L241 105V112H242V110H243V112L241 113V116L240 117H235V115H234V117H232L233 115H232V112H234L233 110V108L234 107H232V105H231V102H230V104H229V101H227V104L226 103H222L223 105V107H226V108H223V111H226L225 113L223 112V114L226 116V119H228V121H229V119H231L230 121H232L234 124H235V126L233 125V123L232 122H230L233 126V128L231 127L230 128V130L228 131V133L227 134H220L217 130H214L211 126H210V124L211 123H213V122H211V121H214V119L216 118V114L215 113H213V112H215V111H212L211 112V108H210V112H208L207 113V111L208 110H206V108H205V110L204 109H201L200 110V108H201V106H200V104H197V103H192V101L190 102L191 104H190V106H189V104H187L186 105V103H183V102H181V104L183 105V106H179V108H178V106L177 107H173V109H171V108H169L167 111H165V109H164V111L162 112H160L159 113V118H158V120H157V116H155L156 118V121H155V119H152V123H151V120H149L150 121V123H149V121H148V125H144V124H142L141 126H139L138 127V125H139V123H137V126H133V125H131V129L129 128V127H127V128H129V130L127 129V130H125V133L127 134L128 132L127 131H129L130 132V130H131V133L132 134H130V137H131V141H130V137L128 138V139H125V141L127 142V146H129V147H126L127 149L124 151V147H125V145H126V143H124V147L123 148H121V150L122 151H118V153H117V158L121 161H124V160H127V161H125V163L127 162L128 163V161L130 160V156H132V155H130V156H128L129 154H131L132 152H130L131 151V149L132 148H134V147H137L136 145H138V144H136V142L134 143V142H132V141H134V140H138V139H140V141H141V139H146V138H148V137H152V135H155V134H153L152 133V131L153 130H155V129H158V130H160V129H168V134L166 133V135L162 138V139H160V141H158L159 139H157V138H155L153 141H151L149 144H148V146L146 145L145 147L144 146H142V147H144V148H142V153H145V154H143L142 155V157H143V159L145 158V161H147V170H145V173H143L144 174V176L142 175V177L140 178L139 176V180L138 179H133L134 177H133V175H132V173H131V171H129L130 169L129 168H127V166L125 165V164H122L119 160H117L116 159V157L115 156H104V154H102V155H100V153H99V150H98V155H99V157L98 156H96V158H97V160H96V158H95V165L97 166H99V165H108L107 163H109V166L110 167H108L109 168V170L111 171V172H107L106 174L107 175H105V176H103V178L101 177L100 178V175L98 174V178H100V179H98V180H95V179H97V177L96 178H94V181H93V178L87 183V185L88 186H84L85 188H84V191H82V190H80V192L82 191L83 193H81L80 194V192L77 194L80 198H81V204H82V208H86L85 209V213H86V211H87V213H86V215H88V217L91 215H94V216H96L100 211L104 214V213H107L108 212V210L106 211V212H103V210H101L102 208H100V207H102L101 206V204H103V203H101L102 202V199H101V197L102 196H105V195H107L106 197H108V199H109V197L112 199L110 202H111V207H112V205H114L113 204V202L115 203V201H116V203L115 204H117L118 202H119V200H121L120 202H119V204L120 203H122V205L123 204H125V206L127 207L126 208V210L125 211H127V212H129L130 210V212H132L133 211V213H135L134 212V210H136V211H138V213H140V212H142L143 214H149V213H156V214H158L159 212H162V211H165V209H167V208H170L171 207V209H172V205H174L173 204V202H175V201H173L174 200V198L172 199V194H171V190H173V186L174 185H169V183H167L166 182V180L168 179V177L170 178V179H172V180H175V181H178V178H180L179 176H180V174L181 173H183V175L184 176H189V178L191 179V180H195L196 178V176H200L201 175V177H202V175L205 173V174H207V173H209V170H210V167H212L213 165H215V163L216 164H218V165H221V163H223L224 165H229L230 164V166L232 165V166H240V164H242V166H243V170H247V171H253V172H260L261 170H259V168H260V166H262V164L264 163V148H262V147H264V110H262V108H264V105H262V104H260V105H262V106H260V105H258L259 103ZM79 103V104H78ZM47 105H45L46 107H44L43 108V111H48V112H50V110L48 109L49 107H51L50 105H49V103H46ZM59 104V103H58ZM82 104V103H81ZM80 104V105H81ZM228 106H226V105ZM68 105V106H69ZM78 105V106H77ZM186 105V106H185ZM197 105H199V107L200 108H198V106ZM225 105V106H224ZM231 105V106H230ZM52 106H54V104L52 105ZM86 105H84V107H83V109L85 110V107ZM187 106H189V107H187ZM192 106V107H191ZM194 106V107H193ZM220 107H222L221 106V104L219 105ZM218 106V107H219ZM69 107V108H70ZM133 108H134V110L136 109V106H132ZM231 108L230 110H227L228 108ZM243 107V108H242ZM245 107V108H244ZM52 108L53 107H51V110H52ZM133 108H131V111L132 112H130V113H127V117H128V115H130L129 117H132L131 115H133L134 113L133 112H135L134 110H132ZM178 108V109H177ZM187 108V110H186V112H187V114L188 115H186V112L184 111V109H186ZM188 108H189V110H188ZM191 108H193V110H191ZM203 108V107H202ZM252 108H254V109H252ZM259 108H261V109H259ZM167 109V108H166ZM177 109V110H176ZM208 109V108H207ZM214 109V108H213ZM222 109V108H221ZM248 111L247 113H246V111ZM253 111H252V110ZM124 110V109H123ZM215 110V109H214ZM220 110V109H219ZM232 110V111H231ZM251 110V111H250ZM201 111H202V113H201ZM229 111H231V112H229ZM251 113H250V112ZM263 111V112H262ZM29 112V111H28ZM27 111H26V114L28 113ZM126 112V111H125ZM128 112V111H127ZM185 112V113H184ZM191 112H193V113H199L200 114V116L199 117H197V120H199V122L197 121V122H193V121H196V119L195 120H192L191 121V119H193L192 117L195 115H193V116H191ZM228 112H229V114H228ZM260 112H262V114H263V116H262V114H260ZM121 113V112H120ZM123 113V112H122ZM136 113V112H135ZM162 113V114H161ZM211 113V114H210ZM213 113V114H212ZM248 114V115H244V116H246V117H248L249 116V119H251V121H248V122H246V117H244L242 114ZM29 114H30V112H29ZM28 114V116H32L31 114L29 115ZM203 114V115H202ZM205 114H207V115H205ZM215 114V117L213 116ZM228 114V115H227ZM119 115H122V114H119ZM126 115V114H125ZM190 115V117H191V119H190V117H188ZM205 115V116H204ZM27 116V115H26ZM52 116V115H51ZM197 116H198V114H197ZM202 116H204V117H202ZM228 116V117H227ZM245 118H243V117ZM120 117V116H119ZM123 116H121L120 118H122ZM230 117V118H229ZM242 117V118H241ZM251 117V118H250ZM9 118H12L11 120H14L13 119V117H9ZM29 118V117H28ZM190 120H189V119ZM236 118V119H235ZM30 119H32L31 117H30ZM183 119H185V120H183ZM233 119V120H232ZM238 119V120H237ZM237 120V121H236ZM30 121V120H29ZM28 120H27V124L25 123V124H23V125H27L26 127H29L30 125H31V123H30V125L28 124V122H29ZM154 121V122H153ZM183 122V121H185L184 123H186L187 121L189 122L188 124H183V125H185V126H183V125H181L182 127H180V125H178L179 124V122ZM239 121H243V122H239ZM245 121V122H244ZM143 122V121H142ZM142 122H140V123H142ZM195 124V126H196V124L198 123H200V127H198V129H197V126L196 127H193L194 125H193V123ZM215 122V121H214ZM238 122H239V124H238ZM178 123V124H177ZM192 123V125H189V124H191ZM236 123H237V125H236ZM208 124H209V126H208ZM29 125V126H28ZM47 125V124H46ZM176 125H178L180 128L178 129V128H176V127H178V126H176ZM187 125V126H186ZM212 125V124H211ZM133 126V127H132ZM188 126H190L189 128H185V127H188ZM237 126V127H236ZM0 127L2 128V127H4L5 129H1L0 128V147L1 148H3L4 150H5V153L3 152L4 150L3 149H1V153H0V170L1 169H5V168H9V167H14V168H16V170H17V172L19 173V174H17V175H19L18 177H17V179L19 178V180H21L22 179V181H17V179L15 178V179H12L11 181H9V184H10V182L11 183H13V185L12 184H10L11 186H13V189H18V190H21L24 186L26 187V186H28V188L29 187H31L30 185H36V189H37V184L36 183H38V181H42L43 179H45V180H43V181H45V182H43L42 184H44V183H46V181H47V179L49 180V178L51 179V177L53 176V174H55V168L57 167L56 165H58V164H60V165H63V163L65 164V166H67L66 164L68 163L69 165H70V163H71V165H72V163L73 162H77L74 158H73V160L71 159L70 160V158H71V156L72 157H74V154H75V149L74 148H71V147H69L68 145H66V144H64V146H60V142L58 141L59 139H60V137H61V135H58V137H54V135H52V133L50 134V132L51 131H49V130H51V129H49L48 130V134L47 135H43V133H41L42 135H40V133L39 134H37L36 136H39V140H40V144L41 145H43V146H46L49 150V153H50V156H51V158L53 159L54 157H55V159L57 158V156H58V154L59 153H62L63 154V156H64V158H62V156H61V159L62 160H60L61 162H59V161H55V160H53L54 162H53V165H42V164H40L39 163V161H38V163L39 164H37V165H35V166H33L32 167V169L31 170H28V169H26V168H24L23 167V165H21L20 163L18 164V163H16L15 161V159H16V156H15V154H14V152L13 151H15V149L13 150V149H10L11 150V152H10V150H8L7 149V147H6V143H7V141L9 142V140H10V138L11 139H14V140H16L17 141V139L19 140V136H16L17 134H15V133H13L12 132V130H8V128H6V126H4V125H0ZM46 127V126H45ZM137 127V128H136ZM132 128H133V130H132ZM196 128V129H195ZM8 131H10V132H7V130ZM47 129H48V125H47ZM12 132V133H11ZM123 132H124V130H123ZM202 133V138L201 139H203V142H205L206 141V143L208 142V144L210 145V143L213 145L215 142H218L219 143V145H218V149H217V153H215V155H213V156H211L210 158L208 157V156H206V157H208L209 158V160H208V158H206V157H204V158H202V159H204L205 160V158H206V160H205V164L203 165V164H200V162H198V163H196L195 164V162H194V166H195V169H194V171L195 172H191L190 170H189V168H188V166L186 165V166H181L182 164H180L181 163V161L183 160V159H181V158H183L184 157V155L186 156V149L188 150V149H191V148H189V147H191V144H193V145H197V142L196 143H194V142H192L193 140H195L196 139V137H195V135H194V133ZM124 133V135L123 136H125L126 134ZM62 134V133H61ZM69 134V133H68ZM123 134V133H122ZM57 135V134H56ZM55 135V136H56ZM70 135H73V134H69V136H67V137H70ZM91 135V136H90ZM63 136V135H62ZM64 136H65V133H64ZM63 136V137H64ZM196 136H197V134H196ZM4 137V138H3ZM6 137H8V139L6 138ZM63 137H61V139L63 140ZM73 137H76V136H73ZM194 137H195V139H194ZM16 138V139H15ZM37 138V137H36ZM72 138V137H71ZM71 138H68V140H71V141H73V140H75V139H71ZM77 138V137H76ZM83 138H85L84 140H83ZM82 138V140H83V142L80 144L79 142V144H77V141H74L73 143H72V146H73V144L75 143V145L76 146H74V147H77V148H81L82 150H83V152L85 153V154H83V159L84 158H86L87 156H88V154L87 153H90V152H94V151H96V150H94V148H96V146L94 145L93 146V144L95 143L96 144V142H93V139H94V137L92 136V134H89V136L87 135V137H83ZM4 139H5V141H4ZM37 139V140H38ZM64 139H66V138H64ZM3 140V141H2ZM14 140H10V142H14ZM20 140H22V137L20 138ZM147 140V139H146ZM152 140V139H151ZM63 141H66V140H63ZM94 141H95V139H94ZM130 142V144H131V142H132V145H129L128 143ZM139 141V140H138ZM2 142L3 143H5V144H2ZM70 142V141H69ZM143 142V141H142ZM145 142V141H144ZM192 142V143H191ZM200 142V141H199ZM39 143V142H38ZM148 143V142H147ZM71 144V143H70ZM135 144V145H134ZM146 144V143H145ZM204 144V143H203ZM216 144V143H215ZM214 144V145H215ZM134 145V146H133ZM141 145V144H140ZM140 145H138V148H140L139 146ZM27 145H24V147H26ZM36 146H38V144H36ZM36 146H33L32 145V147H33V149H31V147H30V150H28L29 148H28V146L26 147V148H24V147H20V149L22 148V150H23V148H24V150L22 151L23 153H24V155H23V157L25 156V159H27L28 157H29V159L31 158V159H33L34 157H35V155H37L38 153H39V146L38 147H36ZM6 147V148H5ZM94 147V148H93ZM98 147H100L99 145H98ZM145 148H146V150H145ZM260 148H262L263 150H261ZM16 149H18V148H16ZM93 149V150H92ZM98 149H100V148H98ZM144 149V150H143ZM7 150V151H6ZM26 150V153L24 152ZM81 150V151H82ZM138 150V149H137ZM202 150V149H201ZM18 151V150H17ZM89 151V152H88ZM127 151H129L128 153H126ZM132 151H133V149H132ZM145 151V152H144ZM188 151H190V150H188ZM16 152V151H15ZM21 152V151H20ZM21 152V153H22ZM83 152H81V153H83ZM135 152L136 153H138V151H136L135 150V148H134V155H135ZM139 152H141V149H140V151ZM22 153V154H23ZM127 154V156L129 157V158H127L125 155ZM114 154V153H113ZM112 154V155H113ZM116 155V154H115ZM53 156V157H52ZM82 156V155H81ZM80 156V157H81ZM136 156V155H135ZM196 156V155H195ZM89 157V156H88ZM137 157V156H136ZM78 158V157H77ZM122 158V159H121ZM126 158V159H125ZM140 158V157H139ZM80 159V158H79ZM82 159V158H81ZM88 159V158H87ZM94 159V158H93ZM135 159V158H134ZM137 159V158H136ZM142 159V158H141ZM180 159H181V161H180ZM198 159V158H197ZM201 159V158H200ZM86 160V159H85ZM89 160V159H88ZM87 160V161H88ZM25 161V160H24ZM41 161V160H40ZM51 161V160H50ZM70 161V162H69ZM86 161V162H87ZM179 161H180V163H179ZM200 161V160H199ZM209 161V162H208ZM42 162V161H41ZM67 162V163H66ZM118 162V163H117ZM263 162V163H262ZM43 163V162H42ZM45 163H47V162H45ZM124 163V162H123ZM25 164V163H24ZM51 164H52V162H51ZM73 164H76V163H73ZM79 164V162H77V165ZM129 164V163H128ZM21 165V166H20ZM104 165V166H105ZM56 166V167H55ZM59 166V165H58ZM64 166V165H63ZM64 166V167H65ZM96 166H94L95 168H96ZM97 166V167H98ZM113 166V167H112ZM85 167V166H84ZM106 167V166H105ZM129 167V166H128ZM180 167V168H179ZM31 168V167H30ZM72 168V167H71ZM80 168L82 169V167H80L79 166V168H77V167H75L74 169L75 170H77V172H79V173H77L76 171H72V170H74V169H72L71 171L70 170H68V171H70L71 172V174H72V172H76L78 175L79 174H82V172H81V170H80ZM93 168V167H92ZM94 168V169H95ZM245 168V169H244ZM262 168V167H261ZM67 169V168H66ZM69 169V168H68ZM93 169V170H94ZM101 169V168H100ZM104 169V168H103ZM112 169V170H111ZM65 170V169H64ZM89 170V169H88ZM91 170L92 169H90L89 171L91 172ZM256 170V171H255ZM258 170V171H257ZM250 171V172H251ZM207 172V173H206ZM61 173V172H60ZM63 173V172H62ZM75 173V174H76ZM101 173V172H100ZM102 173H104V172H102ZM248 173V172H247ZM204 174V175H205ZM245 174V173H244ZM73 175H74V173H73ZM182 175V176H183ZM203 175V176H204ZM72 176V175H71ZM193 176V178H195V179H192L191 177ZM195 176V177H194ZM40 178H41V180H40ZM188 178V177H187ZM188 178V179H189ZM37 179H39L38 181H37ZM54 179V178H53ZM163 181H162V180ZM199 179V178H198ZM16 180V181H15ZM136 180V181H135ZM161 180V181H160ZM261 180H262V183H261ZM260 180V183H258V184H256V186H251L250 187V191L248 190V191H246V190H244V192L246 191V196L248 195L247 193H249V195H248V197H247V201H251L250 203H253V204H256V205H258V206H256V205H254V208H259V205H261V204H264V200H263V197H264V180L263 179H261ZM24 181V182H23ZM36 181V182H35ZM158 181H160V182H158ZM31 182V184H29ZM33 182H35V183H33ZM3 183V182H2ZM33 183V184H32ZM49 183V184H48ZM53 183V180L51 181V183L50 182H47L46 184H44V185H42V186H46V188H45V190L47 191V192H49V193H51V194H55V193H53V192H56V194H63L65 191L63 190L64 189V187H63V189H62V187H60V186H58L57 187V185H55V183L54 184H52ZM40 184V183H39ZM262 184V185H261ZM7 185V184H6ZM35 185H34V187H35ZM59 185V184H58ZM181 185H183V184H181ZM9 186V185H8ZM221 186H223L222 184L220 185V189L221 190H224V189H222V187ZM227 186V185H226ZM225 186V187H226ZM232 186V185H231ZM235 186V185H234ZM1 187V186H0ZM25 187H24V189H25ZM33 187V186H32ZM43 187V188H44ZM61 188V191H58L60 188ZM68 187V186H67ZM75 186H73V188H74ZM237 187V186H236ZM239 187V186H238ZM237 187V188H238ZM27 188V187H26ZM42 188V187H41ZM56 188H58V189H56ZM66 188V187H65ZM70 188V187H69ZM68 188V190H67V194H68V192L71 194H69L70 196H72V193L74 192V190L71 188V190ZM159 188H161V190H163L164 189V193L166 192V194H164L163 192H159L160 194H158L156 191L159 189ZM227 188V187H226ZM235 188V187H234ZM236 188V189H237ZM240 188V187H239ZM75 189V188H74ZM83 189V188H82ZM114 189H116V191L114 190ZM243 189V188H242ZM242 189H238V190H241L242 191ZM246 189V188H245ZM35 190V189H34ZM44 190V189H43ZM76 190V189H75ZM160 190V189H159ZM1 191H2V193H1ZM0 191V193H1V198L2 199H0V200H3V195H4V197H6V198H4V202L5 201H7V203L5 202V207H1V205H0V222L1 221H3V219L4 218H8V217H16V220L18 221H16V223H18L16 226H15V228H13L12 229V234L11 233H9V236L8 235H5L6 237H9V238H12L11 237V235L12 236H14V234L15 233H17V231L18 230H20V227H21V222H22V219L21 220H18V216H20V218H23V215L24 214H26L29 210H28V208H29V206L30 205H28L30 202H28V201H30V200H27L26 201V199L28 198L27 196L25 197V195L23 196V194L21 195V193H20V196H23V198H21L20 199V201H19V198L20 197H18V194L17 195H15L18 199H17V201H16V198L13 196H11L10 195V193H8L7 194V196H6V194H3V193H6L5 192V190H1ZM4 191V192H3ZM8 191V190H7ZM15 191V190H14ZM37 191V190H36ZM59 193H58V192ZM62 191H64V192H62ZM71 191V192H70ZM78 191V190H77ZM147 191H150V192H152V197H151V200H150V198H149V196H148V198H149V201H147L148 199L147 198H145L144 199V194L145 193H147ZM231 191H233V190H231ZM23 192V191H22ZM44 192V191H43ZM62 192V193H61ZM134 192V193H133ZM239 192V191H238ZM237 192V193H238ZM15 193H17V191H15ZM45 193V192H44ZM103 193V194H102ZM131 193V194H130ZM135 193H136V195H135ZM156 193V194H155ZM240 193V196H243V197H245L246 198V196L245 195H242V193H243V191H242V193L241 192H239ZM47 194V193H46ZM64 194H66V193H64ZM130 195V196H127V195ZM133 194V195H132ZM138 194V195H137ZM143 194V195H142ZM159 196H158V195ZM193 194H195V193H193ZM229 194V193H228ZM232 194H234V193H232ZM60 195H58V196H60ZM67 196L65 199H62L63 200V202L59 199V197H58V199L59 200H56L55 198L52 200V201H56V203H61L63 206H66V205H68V204H72L73 205V203H76V201H77V199L75 200L74 198H76V197H70V196ZM119 195H121V197L119 196ZM124 195V196H123ZM175 194H173V196H174ZM180 195V194H179ZM50 196V195H49ZM53 196V195H52ZM56 196V195H55ZM73 196H75L74 194H73ZM77 196V198H79ZM132 196V198H129V197H131ZM136 196V197H135ZM139 196V197H138ZM142 196V197H141ZM8 197H11L10 199L8 198ZM32 197V196H31ZM33 197H35V196H33ZM31 198V199H33L34 200V198ZM40 197H41V195H40ZM43 197V196H42ZM47 197H48V195H47ZM46 197V199L48 200V198ZM64 197V196H63ZM106 197H104V198H106ZM116 197H119V199L117 198L116 200H114ZM122 197H123V199H122ZM124 197L126 198V197H128L127 199L128 200H126V201H124ZM134 197V198H133ZM147 197V196H146ZM200 197V196H199ZM239 197V196H238ZM250 197V199L251 200H249L248 198ZM8 198V199H7ZM14 200H13V199ZM30 198V197H29ZM28 198V199H29ZM5 199H7V200H5ZM44 199H45V197H44ZM144 199V200H143ZM177 199V198H176ZM179 199H180V197H179ZM184 199V198H183ZM202 199V198H201ZM200 199V201L199 202H195L196 204L197 203H202V202H204V204H203V206H205V208H207V207H210V205L209 204H211L210 202H211V200L209 199L208 200V198H204V199H202L201 200ZM221 199V198H220ZM238 199H240V198H237V200ZM43 200V199H42ZM50 200V199H49ZM48 200V201H49ZM107 200V199H106ZM110 200V199H109ZM118 200V201H117ZM144 202H143V201ZM188 200V199H187ZM186 200V201H187ZM242 200V199H241ZM244 200H246V199H244ZM261 200H263V201H261ZM55 201H54V203H55ZM59 201V202H58ZM180 202V200H178L177 199V202ZM214 201V200H213ZM225 200H223V198H222V200H220V202H219V205L220 204H222V206L224 205V206H226L227 205V201H225ZM243 201V200H242ZM241 201V202H242ZM260 201V203H258ZM3 202V203H4ZM28 202V203H27ZM33 202H35V200L33 201ZM70 202V203H69ZM73 202V203H72ZM79 202V201H78ZM109 202V203H110ZM134 205V207H133V205L131 204V203ZM176 202V203H177ZM189 202H190V200H189ZM49 203V202H48ZM66 205H65V204ZM68 203V204H67ZM89 203V205L90 206H88L87 204ZM105 203V202H104ZM191 203V202H190ZM240 203V202H239ZM249 202L247 203V204H250ZM258 203V204H257ZM7 204V205H6ZM76 204H78V203H76ZM83 204H84V206H83ZM151 204H153V205H151ZM253 204H251L252 206H253ZM86 205V206H85ZM110 205V204H109ZM108 205V206H109ZM121 205V204H120ZM119 205V206H120ZM131 205V206H130ZM195 205V204H194ZM207 205H209V206H207ZM231 205V204H230ZM57 206V205H56ZM61 206V205H60ZM89 208H88V207ZM136 206V207H135ZM192 206H193V204H192ZM232 206V205H231ZM28 207V208H27ZM59 207V206H58ZM118 207V206H117ZM129 207V208H128ZM130 207H133V208H131L130 209ZM229 208V206H226V208ZM1 208H2V210H1ZM110 207H108V209H109ZM135 208H137V209H135ZM195 208V207H194ZM226 208H225V210H226ZM81 209V208H80ZM122 209H123V207H122ZM121 209V211H123ZM133 209V210H132ZM224 209V208H223ZM169 210V209H168ZM207 210H209V208H207ZM210 210H211V208H210ZM209 210V211H210ZM254 210V209H253ZM256 210V209H255ZM124 211V212H125ZM167 211V210H166ZM169 211H171V210H169ZM194 211V210H193ZM205 211H206V209H205ZM222 211V210H221ZM220 211V212H221ZM250 211H251V209H250ZM100 212V213H101ZM110 212V211H109ZM109 212L107 213V214H109ZM123 212V213H124ZM196 212V211H195ZM29 213V212H28ZM42 213H44V212H42ZM66 213V212H65ZM82 213V212H81ZM165 213V212H164ZM197 213V212H196ZM226 212L224 211V213L222 212L221 214H225ZM12 214V215H11ZM13 214H17V216L16 215H14L13 216ZM19 214V215H18ZM45 214V213H44ZM48 214V213H47ZM84 214V213H83ZM112 214V213H111ZM110 214V215H111ZM160 214V213H159ZM195 214V213H194ZM207 214V213H206ZM27 215V214H26ZM26 215H24V216H26ZM43 215V214H42ZM53 215V214H52ZM68 215V214H67ZM66 215V216H67ZM70 215V214H69ZM104 215H106V214H104ZM110 215H109V217H110ZM46 216V215H45ZM205 216V215H204ZM48 217V216H47ZM55 217V216H54ZM102 217H103V215L101 214V216H100V218L102 219ZM46 218V217H45ZM49 218L50 219H52L51 218V216H49ZM48 218V219H49ZM105 218H106V216H105ZM8 219H11V218H8ZM48 219H46L45 221H44V219H42V221L37 225V224H35L36 226H34L35 227V229H36V231H37V242L36 241H34L35 242V248H36V250L34 251L35 253L33 254L34 256H32L33 257V259L32 258H28V259H25V261H23V263L22 264H84L83 262L85 261V259H87L86 257L88 256V253L90 252H92L94 255H98V258H97V256H96V260L97 261H95L96 262V264H135V262L137 263V264H141V263H139V261H138V257H137V255L133 252L135 249H136V247L137 246H139V247H142V245L143 244H140L139 243V245L137 244V239H138V237L140 236V228H132V229H130V230H121L122 232H119L118 230L117 231H114L113 230V228H112V232H107L106 231V229L104 228V227H102L101 225H100V227H96V228H93V229H90L89 231L88 230H84V232L82 231V233H80V235H77L76 233H73V232H71V234H66V232L64 233V236L66 237V236H68L67 238H65L64 237V241L61 239V240H58L57 241V237H54L53 239H51L50 237H51V231H50V225L49 224H52V223H50L49 221V223L48 222H46ZM14 220L15 219H13L12 218V221L14 222ZM106 220V219H105ZM20 221V222H19ZM52 222H56V220L55 221H52ZM53 226V225H52ZM33 227V226H32ZM164 231L165 232H173V231H175L176 229V224H175V222L174 221H171L170 223H168L167 225L165 224L164 226ZM115 228V227H114ZM34 229V230H35ZM95 229V230H94ZM108 229V228H107ZM93 230V231H92ZM106 231V232H105ZM194 231V232H193ZM192 232H193V234H195L196 232V229L195 230H193ZM19 232V231H18ZM139 232V233H138ZM35 233V232H34ZM59 233V232H58ZM68 233V232H67ZM198 233V232H197ZM8 234V233H7ZM66 234V235H65ZM75 234V235H74ZM79 234V233H78ZM55 235V234H54ZM59 235V234H58ZM62 235V234H61ZM137 235H138V237H137ZM196 235V234H195ZM59 237H61V236H59ZM198 237L199 236H197V240H198ZM8 238V239H9ZM57 238V239H56ZM7 238H1L0 237V254L1 253H3L4 251H7V249H10V247H11V245H10V243H8V241L9 240H11V239H9L8 240ZM194 239V238H193ZM8 240V241H7ZM33 241V240H32ZM63 241V242H62ZM117 242L118 243V245H119V249H120V251L119 252H121L120 254H118L117 256H113L112 255V245H113V243L114 242ZM187 241V240H186ZM185 241V242H186ZM10 242V241H9ZM58 242H62V243H59L58 244ZM189 243H191V242H193V241H188ZM56 243L58 244V245H56ZM193 243H197V242H193ZM10 245V247H8ZM137 245V246H136ZM189 245H191V244H189ZM195 245V250H197L198 249V252H201V250H204V249H207V247H208V245L206 244V242L204 243L203 241H201V243H198L197 245L196 244H194ZM193 245V246H194ZM85 247H86V249H85ZM188 247V246H187ZM7 248V249H6ZM172 248V247H171ZM89 249V250H88ZM86 250V251H85ZM174 250V249H173ZM200 250V251H199ZM87 251H89L88 253H86ZM148 251V250H147ZM152 251V250H151ZM151 251H148V252H151ZM204 251H206V250H204ZM153 252V251H152ZM153 253H155V252H153ZM197 253V252H196ZM152 254V253H151ZM60 256H62V257H64L63 259V261H59L58 260V258L60 257ZM149 256H151V258H150V260H152V261H154V260H156V258H157V256H156V258L154 257L155 255H150V253H149ZM220 258H221V256L220 255H218ZM218 256H217V259L215 258L214 259V261L216 260H219L218 259ZM91 257V256H90ZM89 257V258H90ZM215 257V256H214ZM92 258V257H91ZM94 258V257H93ZM153 258H155L154 260H153ZM158 258H160L159 256H158ZM211 258V257H210ZM210 258H208L207 260H210V262L211 263H213L212 261V259H210ZM32 259V261H26V260H31ZM149 259V258H148ZM151 261V262H152ZM220 261V260H219ZM218 261V262H219ZM94 262V263H95ZM141 262V261H140ZM148 262V261H147ZM146 262V260L145 259H142V263L143 264H150L149 262L147 263ZM156 262H159V260H157ZM155 262V264H157ZM93 263V264H94ZM153 264H154V262H152ZM215 263V262H214ZM0 264H17L16 262H15V259H14V257L12 256V255H10L9 256V258H8V261L7 262H4L3 263V260L2 259H0ZM229 264H234V263H232V262H230Z\"/></svg>",
  "mask_w": 264,
  "mask_h": 264
}]
</instances>
